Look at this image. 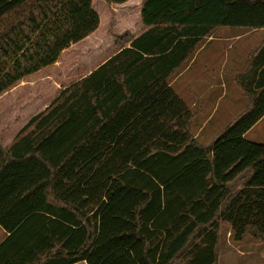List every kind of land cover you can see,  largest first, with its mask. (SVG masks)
<instances>
[{
  "label": "trees",
  "instance_id": "16d2710c",
  "mask_svg": "<svg viewBox=\"0 0 264 264\" xmlns=\"http://www.w3.org/2000/svg\"><path fill=\"white\" fill-rule=\"evenodd\" d=\"M140 21L0 146V264H215L220 225L264 242V145L244 139L264 41L235 76L247 109L210 146L170 87L217 28L264 30V0H141ZM98 26L92 0H0V96Z\"/></svg>",
  "mask_w": 264,
  "mask_h": 264
},
{
  "label": "rangeland",
  "instance_id": "374dc122",
  "mask_svg": "<svg viewBox=\"0 0 264 264\" xmlns=\"http://www.w3.org/2000/svg\"><path fill=\"white\" fill-rule=\"evenodd\" d=\"M92 5L99 17L93 41L70 45L53 65L40 71L36 78H25L0 96L1 147H8L27 122L43 112L64 87L79 81L113 52L116 46L115 43L113 46L110 35L118 38L129 35L133 38L141 33V0L111 6L102 0H93ZM227 33L232 35L230 39H218L226 37ZM211 35L214 40L204 46L209 37L205 38L194 52L191 59L204 46L190 72L182 78V83H173V90L181 96L192 114L190 135L202 146H210L220 132L247 109L248 100L234 77L242 70L246 56L264 37L262 32L230 27L217 28ZM94 50L100 54L99 57L92 56ZM221 50L224 55L220 54ZM205 80L213 82V88H209ZM246 140L264 145V117ZM215 254V264H264V242L256 243L248 235L235 242L230 228L220 225Z\"/></svg>",
  "mask_w": 264,
  "mask_h": 264
},
{
  "label": "crops",
  "instance_id": "0c3cea01",
  "mask_svg": "<svg viewBox=\"0 0 264 264\" xmlns=\"http://www.w3.org/2000/svg\"><path fill=\"white\" fill-rule=\"evenodd\" d=\"M129 1H131V0H129ZM128 1V2H129ZM92 3H93V0H92ZM127 3V2H126ZM93 6V5H92ZM140 23H141V21H140ZM98 29V28H97ZM140 31H141V33L139 34V35H137V36H134L133 37V39H136L137 37H139L144 31H145V29L143 28V26L141 25V27H140ZM253 32L255 31V33H257V32H262V33H264V30H252ZM97 31H95L93 34H91L90 36H88L87 38H85L83 41H81V42H90V41H93L94 40V38H95V36H96V33ZM246 33H248V34H250V32H246ZM232 37V35H230L229 33H227L226 34V37H218V39H220L221 41H224V40H228V39H230ZM225 38V39H224ZM214 40V38H213V36L211 35L210 37H209V39H207L206 41H205V43H204V46H205V44H207L208 42H211V41H213ZM216 40V39H215ZM113 41V40H112ZM263 41H264V37L261 39V41H259L258 43H257V45L255 46V50L250 54V55H247L246 56V59H245V62H244V64H243V66H242V69L244 68V66L246 65V62H247V58L250 56V58L256 53V49H257V47H259V45H261V43H263ZM114 43V41L112 42V44ZM113 46H114V44H113ZM204 46H201V48L199 49V51H197V53H196V55L189 61V63L186 65V67H184L182 70H180L179 71V73L173 78V80L170 82V87L173 89V83H175V82H181L182 83V78H184L189 72H190V70H191V67L194 65V63H195V61H196V59H197V57L199 56V54L202 52L201 50L204 48ZM223 47V46H222ZM96 48V47H95ZM98 48V47H97ZM99 49L100 48H98V51H99ZM94 52V55H92V56H100V54L99 53H97L96 52V50H94L93 51ZM220 52V54L221 55H224L225 54V52H223V50H221V51H219ZM117 53V49L116 48H114V50H113V52L109 55V56H107L106 57V59L103 61V62H101L100 64H98L97 66H95L94 68H91L86 74H84L81 78H84V77H86L87 75H89L92 71H94L97 67H99L102 63H104L106 60H108L110 57H112V56H114L115 54ZM208 65H209V63L207 64V66H205V68H207L208 67ZM82 66H84V65H82ZM48 68V67H47ZM204 68V69H205ZM46 69V68H45ZM83 69H85V67H83ZM44 70V69H43ZM40 71H42V70H40ZM39 71V72H40ZM39 72H37L36 74H34V75H31L30 76V78L32 79H34V78H36L37 77V75H38V73ZM29 78V77H28ZM66 78H68V77H66ZM80 78V79H81ZM185 80H186V78H185ZM234 80H235V77H234ZM200 81H201V79H200ZM75 81H73L72 83H74ZM186 82H189V81H186ZM185 82V83H186ZM204 82H206L207 84H208V87L209 88H213V86L215 85L213 82H210L209 80H205ZM71 83V84H72ZM70 84H68L67 86H69ZM66 86V87H67ZM187 86V85H186ZM66 87H64L63 89H65ZM189 88H192V87H189ZM62 89V90H63ZM182 89H188V88H182ZM175 92V91H174ZM176 94H177V92H175ZM178 95V94H177ZM179 96V95H178ZM180 98H181V96H179ZM182 99V98H181ZM183 100V99H182ZM183 102H184V100H183ZM185 103V102H184ZM263 119V118H262ZM261 119V120H262ZM260 120V121H261ZM259 121V122H260ZM259 122L253 127V128H251L249 131L250 132H252L253 131V129L259 124ZM247 132L245 135H244V139L246 140V137L248 136V134H250V132ZM249 142H251V141H249ZM254 143V142H253ZM257 144V143H256ZM7 237H8V234L0 227V245L7 239ZM82 264H85V262H83Z\"/></svg>",
  "mask_w": 264,
  "mask_h": 264
}]
</instances>
